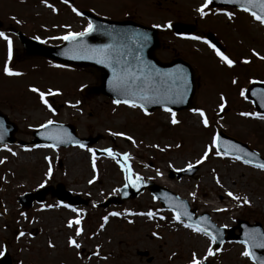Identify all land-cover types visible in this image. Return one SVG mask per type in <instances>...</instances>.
<instances>
[{
	"label": "rangeland",
	"instance_id": "rangeland-1",
	"mask_svg": "<svg viewBox=\"0 0 264 264\" xmlns=\"http://www.w3.org/2000/svg\"><path fill=\"white\" fill-rule=\"evenodd\" d=\"M66 2L69 3L0 0V32L6 37L0 38V112L16 125L14 137L29 141L31 132L49 120L71 124L81 138L101 137L98 143L87 148L52 150L17 145L0 148V214L7 215L0 218V236H10L23 224L31 231V237H26L30 239V250L23 251L25 243L20 240L16 244L22 249L19 248L16 259L31 264H190L195 254L198 260L212 264H252L241 256L244 249L237 243H225L219 251L213 249L214 255L207 256V238L184 228L182 222H174L173 215L162 212L148 193L120 208L104 210L97 204L117 192L124 183L122 169L128 168V174L140 175L185 199L196 214L207 213L217 226L228 228L240 219L260 223L264 229L262 170L242 165L224 155L217 156L215 149L202 163H196L205 148L211 147L212 137L218 130L247 143L264 157V120L253 115L252 106L241 96L250 81H264V60L258 58L264 57V28L240 11H228L230 19L224 13H217L219 10L204 8L201 17L196 9L204 0ZM72 8L78 12L92 9L116 21L129 19L145 26L161 25L156 27L161 33L162 45L158 59L169 61L179 57L195 69L193 104L196 110L204 111L209 127H203L195 111L176 113L179 123L173 126L169 122L171 116L163 112L154 111L145 116L136 109L114 105L103 97L88 99L81 95V90L97 83L92 70L57 67L43 60L16 65L3 58L5 43H14L5 33L7 26L51 42V38L84 27L85 22L74 11L75 16L71 14ZM175 21L192 25L200 38H204L205 33L215 34L225 48L224 55L233 61V67L222 64L213 56L212 49L203 43L174 38L163 25ZM13 47L15 52L21 49L16 43ZM253 52L257 55L253 56ZM244 60L249 63H242ZM6 64L11 72L20 75H5ZM32 88L38 92L33 93ZM53 89L60 91L56 104L63 108L58 113L49 112L38 94ZM221 96L226 112L219 119ZM125 136L129 139H124ZM105 149H110L116 159L110 158ZM93 151L99 153L96 160ZM125 153L127 164L121 163ZM188 164L198 167L192 177L169 179V170L182 171ZM58 183L72 194L89 199L91 204L72 211L50 199L29 213L19 209L17 196L33 192L41 185ZM229 192L241 199H231L227 195ZM243 199L249 204H243ZM149 211L154 217L151 220L144 215ZM112 212L118 215L110 216ZM161 216L163 220L159 218ZM7 217L11 218L8 222L10 232H2ZM77 219L79 225L74 223L72 228L67 227L70 220ZM77 226L81 228L79 236L75 233ZM70 238L80 247H70ZM143 251L152 257L150 262L137 255Z\"/></svg>",
	"mask_w": 264,
	"mask_h": 264
},
{
	"label": "water",
	"instance_id": "water-1",
	"mask_svg": "<svg viewBox=\"0 0 264 264\" xmlns=\"http://www.w3.org/2000/svg\"><path fill=\"white\" fill-rule=\"evenodd\" d=\"M209 7H234L240 9L239 4H228L225 3L224 0H210ZM253 11H256V9H253ZM87 16L90 19V22L93 24L94 30L87 36L83 37V46L89 50L109 46L112 56L108 67H106L103 63H96V57L93 56L91 52L87 53L90 58L70 59L69 56L74 54L70 51L73 46L67 41L65 44L59 47L46 48L40 46V44L35 41L24 38V36H22L19 32H16L15 34L19 37L22 45L24 46V56H40L62 64L94 68L99 73L100 84L96 87H89L85 89L84 94L87 96L101 94L112 100L117 98H130L125 94H118L116 91H113L110 81L113 80L114 70L117 68L114 61L118 60L120 62V66H126L128 67L129 71L133 72H135L137 68H150L152 69L153 73L159 72L161 74V78L167 80L170 84L172 81L170 76L167 74H175L177 73V70H182L183 75H185L187 78V83L184 85L179 83V80H177V84L172 86L171 95L172 99H178L179 93L182 91L183 100L181 102L165 103L163 105L160 103H145L143 104V109L150 112L155 108H163L166 106L171 110L177 111L186 107H192L191 97L195 88L196 75L187 64L180 60L173 61L169 64H161L156 61V59L153 57V52L158 48L156 30L148 29L132 22H112L101 20L96 17L89 16L88 14ZM172 29L177 33L191 31L189 27L181 24H174ZM137 35L147 36V40L143 41L142 45L133 44L132 39L136 38ZM137 53L139 54V60L135 59ZM125 57L127 59H125ZM246 97L254 104L257 112L264 115V107L261 106L262 101H264V85L258 83L250 85L246 91ZM65 134L67 135L65 136ZM73 134L74 129L72 127L48 125L47 128H41L33 133L35 140L32 143H54L53 140L45 138L49 135L53 137L60 136L65 139L70 138L71 140V142L66 144H55L54 147L60 145L66 146L70 143L87 145L95 143L98 140V137L86 140H78L73 136ZM217 137L219 138L220 143V147L217 150L221 153H223L225 147L236 145L242 150L240 153L241 157L249 160V165L254 166L255 164H264V159L254 151L250 150L246 145L241 144L240 142H237L236 140L220 133L217 135ZM8 141L12 142V139H9ZM229 151L231 152V149H229ZM244 152H247L250 155L248 157H243ZM194 170L195 168H191L189 170L177 173L176 177L179 178L182 174L191 175ZM144 189H148L155 199L159 200L163 209L175 210L176 215L180 216L181 220L193 225H197L199 222L200 227L207 228L210 226L209 230L217 236V242L214 244L215 249H218L224 242L227 241L239 243V241L244 239L245 234L251 232L253 229L258 230L261 235H264L261 226L257 223L254 225H249L245 221H237L236 227L226 230L216 227L212 222L209 221L208 216H201L194 220L193 212L188 210V205L185 201L179 200L178 197L172 193L156 185H152L150 183L144 184L141 179L136 182L135 187L132 186V183L127 182L126 186L119 190V197L108 198L107 201L103 203V206L106 207L110 204L119 205L126 199L134 198ZM49 190L50 189H43L34 195H27V197L25 196L26 200L30 201V198L31 200L35 198L37 201H40L42 200L45 193ZM52 195L54 196L55 194L53 193ZM20 202L21 204H25L24 201ZM68 202L69 204H76V201L68 200ZM181 205L183 207H181ZM185 211L187 212L188 216L191 217V219H188L182 214ZM234 230H238L239 234H234ZM220 241H223V243H220ZM263 251L264 249L260 248L251 249L252 255L257 259H264Z\"/></svg>",
	"mask_w": 264,
	"mask_h": 264
},
{
	"label": "snow or ice",
	"instance_id": "snow-or-ice-1",
	"mask_svg": "<svg viewBox=\"0 0 264 264\" xmlns=\"http://www.w3.org/2000/svg\"><path fill=\"white\" fill-rule=\"evenodd\" d=\"M225 3L228 4H239L240 5V10L243 12L248 13L253 20L259 22V24L261 26H264V0H224ZM210 3V0H204L203 5L200 8H197L196 11L201 15V17H203L204 15V8L208 7ZM253 9H256V11H253ZM53 11H55V9H53ZM73 11L76 13L77 16L81 15L78 11H76V9H73ZM225 16H228L231 19V14L228 12L224 13ZM153 27H161V25H153ZM164 28H169L171 27V24H165L163 25ZM93 24L91 22L88 23L87 27L82 31V32H78V33H68L65 36H61V37H57L56 39H60L61 41H67L69 44H71L73 47L70 49V51L72 53H74L73 55H70L69 58L70 59H76V58H90L87 53L91 52L93 56L96 57V63H103L105 64L106 67L109 66V61L111 59L112 53L110 51V47L109 46H105L104 48H99V49H87L86 47L83 46V37L87 36L89 33H91L93 31ZM0 38L6 39V37L4 36L3 33H0ZM188 39L191 40H198L200 39V37L197 36H191L188 37ZM147 40V36H140L137 35L136 38L132 39V43L133 44H141L143 43V41ZM205 44H208L209 48H212V51L216 54V56L219 58L220 62L224 65H226L228 68H232L233 67V61L231 59H229L227 56L223 55L219 50H217L212 44H210L207 40L204 41ZM253 56H256L257 53L253 52L252 53ZM9 57H11V42L9 41ZM261 60H264V57H258ZM125 59H127L125 57ZM135 59L139 60V54L137 53ZM114 63L116 64L117 68L114 70V77L113 80L110 81L113 91H116L118 94H125L130 98H125V99H114L112 101V103L114 105H125L129 108H137L139 107L141 109V111H144L143 109V104L145 103H160V104H165V103H176V102H181L183 100V92L181 91L179 93V98L178 99H172V95H171V91H172V86L177 84V80H179V83H182L184 85H186L187 83V78L185 75H183L182 70H177V73L175 74H167L170 76L172 83H168L167 80L161 78V74L159 72L153 73L152 69L148 68H137L135 70V72L133 71H129L128 67H122L120 66V62L114 61ZM242 63L247 64L249 63L248 60H244L242 61ZM57 67H59V65H57ZM4 74L8 75V76H13V75H20L19 73H15V72H11L7 66V64L4 67ZM233 83H235V81H233ZM30 91H32L33 93H37L38 90L36 88H32L30 89ZM40 96V102L42 104H44V107L48 109L49 112L52 111V108L48 105V103L45 101V94L44 93H38ZM59 93H52L49 92L47 93V95H58ZM241 96H244V92L241 91ZM220 104H219V108L221 111L224 110L225 108V104H224V97L221 96L220 98ZM262 107H264V101H262ZM73 107H75L73 105ZM163 111L166 113H170L171 119H170V123L175 126L179 123V121L175 118L176 113L175 112H171V110L164 106L163 107ZM196 112V114L199 116L200 118V123L203 125L204 128H208L209 127V122L206 118V115L204 113V111L202 110H194ZM145 115H148L147 112H144ZM241 115H249L248 113H241ZM255 115V114H253ZM261 120H264V115H261L258 117ZM53 123V121L49 120L47 121L46 124H42L40 127L42 128H47L48 125H51ZM67 134H65L66 136ZM113 135H123L122 133H113ZM46 139L49 140H53L54 143L52 144H46V145H37V147H47V148H53L54 149V145L55 144H66L71 142L70 138L65 139L62 137H53L51 135L46 136ZM124 139H129L128 137H124ZM79 147H83V145H77ZM155 147V145L153 146ZM176 147H180V145H176ZM220 147V143H219V138L215 135H213L212 137V143H211V147L210 148H205L203 155L200 157L199 160H197V164H200L203 162L204 159H206L209 156V152L212 149H218ZM229 149H231V152L229 151ZM162 150V149H161ZM89 152H91V149H88ZM104 151H106L108 153V156L112 159H116L115 156H113L112 152L110 149H105ZM241 149L239 147H237L236 145H230L224 148L223 153H221L220 151L216 152L217 156H221L222 154L225 156H229L232 159L235 160H239L244 164H248L249 160L248 159H244L241 157L240 153H241ZM13 155H15V153H13ZM250 154L247 152L243 153V157H248ZM125 160L128 159L127 154H124L123 157ZM45 159H47V157H45ZM2 162V161H0ZM194 165L192 164H188L187 165V169H191L193 168ZM254 167L264 171V164H255ZM125 172V180H128V172L129 169L128 168H123L122 169ZM95 163L93 160V172H95ZM51 172V169H49V173ZM93 179H95V177H93ZM140 180L139 177H136V181H130V183H132V186L135 187L136 186V182H138ZM89 183H92V181L90 180ZM41 187H43V185H41ZM227 195L229 197H231V199L233 200H238L241 199L235 195H233L232 193H227ZM243 204H249V201L247 199H243L242 200ZM64 207H68L67 205H64ZM95 207V205H94ZM181 207H183L181 205ZM72 211H76L75 209H72ZM218 211H220V209H218ZM185 217H187L188 219H191L190 216H188L187 212H183L182 213ZM110 216H117L118 213L116 212H112L109 214ZM137 215H140L139 213H137ZM144 215H146L148 217L149 220L153 219V213L151 211L145 213ZM161 220L164 219L163 216L159 217ZM105 220H107V217L104 218ZM173 220L180 222V216L176 215L175 213L173 214ZM132 221H129V223H131ZM79 225V220H75V221H69L67 227L72 228L73 224ZM183 227L186 229H191V231L193 233L202 235L204 237L207 238V240L209 241V247H208V251H207V256H212L214 255L213 252V248L212 245L215 244L217 242V236L213 234L212 231L209 230L210 226L206 227H200L199 226V222L197 223V225H193V224H189V223H184ZM75 233L77 236H79L81 234V228L79 226L76 227L75 229ZM21 236L24 235V233H20ZM153 235H155V233H153ZM220 243H223V241H220ZM240 244L243 245V251L241 252V256L248 258L249 260L253 261V264H264V259H257L255 258L252 253H251V249L253 248H260V249H264V235H261L260 232L256 229H253L251 232L246 233L244 239H242L241 241H239ZM68 245L70 247H75V248H79L80 245L75 243L71 238L68 240ZM52 245L50 244L49 247H51ZM217 251H219L217 249ZM4 252L3 250H0V256H3ZM190 264H203V262L201 260H198L195 256V254H193L192 260L190 262Z\"/></svg>",
	"mask_w": 264,
	"mask_h": 264
},
{
	"label": "flooded vegetation",
	"instance_id": "flooded-vegetation-1",
	"mask_svg": "<svg viewBox=\"0 0 264 264\" xmlns=\"http://www.w3.org/2000/svg\"><path fill=\"white\" fill-rule=\"evenodd\" d=\"M15 53H17V55L14 56V58H17V59L20 58V53L19 52H15ZM59 107H61V105H59ZM52 108L55 109V106L54 107L52 106ZM10 220L11 219L5 220V222L2 225L3 226V230H1L2 232H10L9 225L7 223V222H10ZM24 228H26L25 224L21 227V230L11 232L10 236L8 235H5L4 237L0 236V243H1L0 250H3V251L6 250L8 252L9 256L11 257V264H31L30 262L17 261L16 256L18 255L19 248L14 249V243H15L14 238L19 240L21 237L26 238L25 237L26 235L28 236L31 235L30 231L25 232ZM21 231L24 233L23 236L20 235Z\"/></svg>",
	"mask_w": 264,
	"mask_h": 264
}]
</instances>
